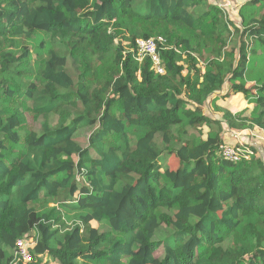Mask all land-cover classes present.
<instances>
[{
    "label": "trees",
    "instance_id": "1",
    "mask_svg": "<svg viewBox=\"0 0 264 264\" xmlns=\"http://www.w3.org/2000/svg\"><path fill=\"white\" fill-rule=\"evenodd\" d=\"M228 2L0 0V264H264V162L221 157L264 136V0Z\"/></svg>",
    "mask_w": 264,
    "mask_h": 264
},
{
    "label": "rangeland",
    "instance_id": "2",
    "mask_svg": "<svg viewBox=\"0 0 264 264\" xmlns=\"http://www.w3.org/2000/svg\"><path fill=\"white\" fill-rule=\"evenodd\" d=\"M210 2L212 4L221 5L223 7L232 6V5L229 4L228 0H210ZM229 12H230L231 15L234 16V11H232L230 9ZM244 107H245V104L242 107L240 102L239 103H235L234 102L231 105L227 101V102H224V103L218 105V109H220V110H216V112H214L212 110L211 116L215 120H219V119L222 120V115H223V112L225 110H230V111H232L233 114H236L237 112H239ZM247 107H249V105H247ZM224 134L229 138V142H230V140H232V141L236 140L237 142H241L239 144L247 145L250 149L252 148L255 151V154L258 155V157L264 162V136L262 135V133H260V132H258L256 130H254V131H251V130L246 131V130H244V131H239V132H236V133H233V134H229V133H227V129L224 128ZM169 166H170L171 169H176L177 168V164L175 162L174 163H170ZM93 227L95 228V225ZM29 240H30L29 243L34 241L33 234L29 238ZM156 255L160 256L161 255V251H159ZM49 264H58V263L55 262V261H51L50 260Z\"/></svg>",
    "mask_w": 264,
    "mask_h": 264
},
{
    "label": "built area",
    "instance_id": "3",
    "mask_svg": "<svg viewBox=\"0 0 264 264\" xmlns=\"http://www.w3.org/2000/svg\"><path fill=\"white\" fill-rule=\"evenodd\" d=\"M138 49L140 53L143 54H148L152 57V60L154 64L158 67V59L155 55V44L153 41H138L137 42ZM158 73H162V70L158 67L157 68ZM252 152L248 149V147H243V148H237L233 146H225L222 151H221V157L230 163H237L239 162L242 158L246 161H249L252 156ZM34 241L29 243V239H20L16 242L15 244V252L14 256L16 259H20L24 262H29L30 261V254H29V248L32 247L36 240L37 236L34 233Z\"/></svg>",
    "mask_w": 264,
    "mask_h": 264
},
{
    "label": "clouds",
    "instance_id": "4",
    "mask_svg": "<svg viewBox=\"0 0 264 264\" xmlns=\"http://www.w3.org/2000/svg\"><path fill=\"white\" fill-rule=\"evenodd\" d=\"M237 144H239V143H237ZM237 144H233V145H230V146H233V147H235L234 145H237ZM241 145V147H237V148H243V147H248L247 145H242V144H240ZM228 146V145H227ZM248 149H249V147H248ZM250 150V149H249ZM251 151V150H250Z\"/></svg>",
    "mask_w": 264,
    "mask_h": 264
},
{
    "label": "crops",
    "instance_id": "5",
    "mask_svg": "<svg viewBox=\"0 0 264 264\" xmlns=\"http://www.w3.org/2000/svg\"><path fill=\"white\" fill-rule=\"evenodd\" d=\"M236 143H241V142H237L236 140H233L231 144H236Z\"/></svg>",
    "mask_w": 264,
    "mask_h": 264
}]
</instances>
